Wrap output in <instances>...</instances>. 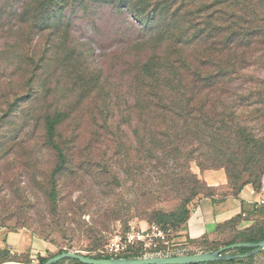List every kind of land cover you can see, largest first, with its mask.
Returning a JSON list of instances; mask_svg holds the SVG:
<instances>
[{
	"label": "rangeland",
	"instance_id": "374dc122",
	"mask_svg": "<svg viewBox=\"0 0 264 264\" xmlns=\"http://www.w3.org/2000/svg\"><path fill=\"white\" fill-rule=\"evenodd\" d=\"M149 2L0 0V228L46 236L51 253L63 247L93 255L113 231L145 227L155 222L154 211L177 209L191 187L206 192L204 171L223 170L229 190L227 170L239 172L236 184L246 179L245 143L230 136L206 137L195 158L180 153L164 161L160 150L151 151L152 159L138 152L122 125L132 144L119 147V114L133 102V64L145 60L156 38L139 24L149 19V11L142 14ZM251 73L264 76L261 69ZM243 104L226 97L218 109L263 133L255 117L260 105ZM56 113L63 117L56 139L64 160L46 143L45 118ZM230 236L181 247L215 250ZM249 263L264 264V248Z\"/></svg>",
	"mask_w": 264,
	"mask_h": 264
},
{
	"label": "trees",
	"instance_id": "16d2710c",
	"mask_svg": "<svg viewBox=\"0 0 264 264\" xmlns=\"http://www.w3.org/2000/svg\"><path fill=\"white\" fill-rule=\"evenodd\" d=\"M149 1L142 12L149 11V19L139 24L148 32H155L156 38L149 48L151 52L144 55L145 60L133 64V102L119 114V147L132 144L126 140L127 130H130L138 152H149L151 159L154 158L153 150H160L159 159L164 161L167 156L178 157L180 153L189 159L195 158L194 153L199 154L198 149L205 145L206 137L230 136L245 143L240 146L241 161L243 166L249 167L246 179L239 184L235 183L240 179L239 172L227 170V179L233 183L230 194L237 195L245 184L260 191L264 173V124L263 133H251L248 126L236 123V112L226 114L218 105L226 97L233 96L239 105H245L243 102L259 104L261 108L255 109V117L262 118L264 123V76L251 73L261 69L264 74V0ZM245 85H251L247 93L239 92ZM249 97L255 100L249 102ZM225 117H229L227 120L231 123ZM62 120L59 113L45 118L46 143L57 151L60 160H64L65 152L56 139V127ZM231 129H235V134ZM183 144L191 148L183 150ZM186 175L193 179L191 172ZM205 187L204 193L191 187L188 191L192 196L184 197L172 212L154 211V223L178 234L189 217L190 202L201 194L210 193L211 189ZM84 232L89 230L84 229ZM32 233L50 241L46 236ZM262 239L264 217L259 223L237 231L222 245ZM96 240H92V246L97 245ZM67 250L60 247L56 253L37 256L38 264ZM249 250L240 248L234 253ZM87 256L99 257L98 254ZM124 256L136 258L140 252L134 250ZM252 257L190 264H250ZM16 259L9 249H0V263ZM61 261L83 264L76 259H63L54 264Z\"/></svg>",
	"mask_w": 264,
	"mask_h": 264
},
{
	"label": "crops",
	"instance_id": "0c3cea01",
	"mask_svg": "<svg viewBox=\"0 0 264 264\" xmlns=\"http://www.w3.org/2000/svg\"><path fill=\"white\" fill-rule=\"evenodd\" d=\"M203 178L211 190L209 194H201L190 202L189 217L178 234L183 243H188L189 240H223L262 221L264 173L260 191H256L251 184H245L237 195L230 194L226 187L223 170L204 171ZM233 219L236 220L231 223ZM49 245L47 241L25 228L14 231L0 228V249H9L17 258V261H4L1 264H26L33 254L46 256L51 253Z\"/></svg>",
	"mask_w": 264,
	"mask_h": 264
},
{
	"label": "built area",
	"instance_id": "2783aa9c",
	"mask_svg": "<svg viewBox=\"0 0 264 264\" xmlns=\"http://www.w3.org/2000/svg\"><path fill=\"white\" fill-rule=\"evenodd\" d=\"M178 234L154 222L145 227L129 225L125 230L117 229L110 233L103 246L93 254L107 258L125 257L134 250H139V257L185 254L181 247L184 243L179 240ZM26 264H38L37 255L33 254Z\"/></svg>",
	"mask_w": 264,
	"mask_h": 264
},
{
	"label": "water",
	"instance_id": "95a60500",
	"mask_svg": "<svg viewBox=\"0 0 264 264\" xmlns=\"http://www.w3.org/2000/svg\"><path fill=\"white\" fill-rule=\"evenodd\" d=\"M240 248H249L245 253H234ZM264 248V239L256 242H235L221 246L215 250L197 253H185L173 256H144V257H92L78 251H63L48 258L43 264H54L63 259H76L83 264H190L213 262L218 260L241 259L253 255Z\"/></svg>",
	"mask_w": 264,
	"mask_h": 264
}]
</instances>
